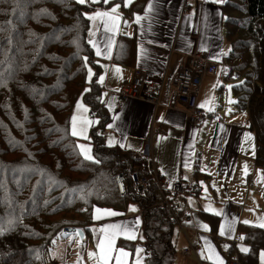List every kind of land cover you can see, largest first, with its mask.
<instances>
[{
	"label": "trees",
	"instance_id": "obj_1",
	"mask_svg": "<svg viewBox=\"0 0 264 264\" xmlns=\"http://www.w3.org/2000/svg\"><path fill=\"white\" fill-rule=\"evenodd\" d=\"M122 1L0 0V264H45L46 245L63 230L84 232L93 210L122 213L128 201L141 220L143 264L176 262V221L184 216L176 201L201 190L180 183L179 200L144 155L105 143L112 118L96 81L99 68L92 61L87 15ZM222 8L237 15L226 23L232 49L226 61L235 63L230 74H245L234 87L236 105L250 118L254 164L264 173V0H225ZM88 65L94 72L89 85ZM80 97L93 120L94 162L81 159L70 134ZM194 162L197 175L200 162ZM117 176L125 179L123 196ZM134 179L148 183L142 196ZM203 216L216 230L219 219ZM236 234L243 237L242 245L229 246L228 260L234 256L238 264H258L264 229L240 224Z\"/></svg>",
	"mask_w": 264,
	"mask_h": 264
},
{
	"label": "crops",
	"instance_id": "obj_2",
	"mask_svg": "<svg viewBox=\"0 0 264 264\" xmlns=\"http://www.w3.org/2000/svg\"><path fill=\"white\" fill-rule=\"evenodd\" d=\"M101 1L103 2V0ZM110 1L112 2L113 0ZM139 1L141 0H123L120 4L113 5H119L116 15L121 18L118 21L119 28L115 33H105L101 19H89L90 32L95 33V35H89V41H95L101 49H104L108 38H112L109 58L97 57L95 54L96 49L90 44L93 55L92 61L99 68L96 81L99 82L102 92L106 91L108 98H112L116 102V108L108 112L110 118H112L110 123L112 127H108V131L105 133L107 146L123 145L125 149L127 148L133 152L136 150L134 148L141 143L143 149L146 150L144 157L151 162V166H156L159 174L164 179L165 177L162 174L167 176L170 166L174 170L177 166L182 167L187 164L189 167L192 162L195 164V160H193L195 159L194 150H196L195 137L198 135V128L204 124V121L202 125H197V127L188 124L184 107L174 102V94L176 93L173 83L178 69L182 66L185 68L192 66L193 55L197 52H204L207 54L208 62L216 67V72L215 75H207L202 80L197 106L201 110L202 107H199V105L204 103L205 107L210 109L206 117H209L210 121L216 122L218 129L224 128L227 131L226 133H231L228 139H225L226 137L223 138V140L225 139L224 141L220 139L219 141L221 142H212L210 156L218 164L216 172L220 176L229 175L231 179H234V177L241 178L240 170L247 171L246 173L249 174V171L257 169L253 160L254 155L252 157L253 165L250 168L245 170L246 165L242 163L239 165L241 160L238 151L241 146L240 142H238L235 150V144L239 136L243 137L244 129L238 126L233 128L232 120H228L227 124L224 122L225 119L219 116L225 109L223 104H228L230 101L231 105L228 106V115L231 117L236 116L234 113L236 109L240 111L236 105L237 96L235 95L234 87L240 84L238 82L241 81L239 79L241 75L237 71L230 74V69L235 63L230 64L226 61L229 52L232 51L228 40L226 23L228 18L237 17V15L234 12L226 13L223 10L222 6L225 0H142L138 5L137 2ZM149 4L152 5V10L147 13L146 18L141 19L137 23L135 17L137 15L145 17ZM113 6H102L101 9H94L90 15H94L97 11H110ZM89 69L94 75L93 66L88 65V71ZM116 69H119V71L117 72ZM137 71L144 73L150 84L155 83L160 87L157 104L133 100H125L123 103H119L110 94L119 92L123 87L129 85ZM100 76H104L102 82L99 80ZM211 98L212 101H216L213 107H210ZM213 108L214 110H212ZM249 120L250 118H248L246 123L248 130ZM229 130L231 131L229 132ZM167 137L175 139L172 142L174 149L172 151H175L176 155L171 157L170 163L163 160L162 156L156 162L152 157L153 150H151L150 146L153 142H157V139L160 142L162 138L166 139ZM192 154L194 155L192 156ZM200 156L201 154L198 153L197 158L201 163ZM179 158L181 160L180 163ZM260 171L264 174L262 170ZM243 178H247L246 181L249 182L248 176ZM175 183L180 184L181 182ZM183 184L187 185L184 182ZM178 202L182 205L184 199L181 201L177 200V205ZM100 210L101 212L93 210L89 215V223L84 228V232L82 231L85 236L84 241L80 243L77 240L78 243L81 246H86L88 243L93 244V240H96V244H93V248L96 250L97 242L102 235L99 229L110 224H119L132 229L136 237L133 240H128L124 235L117 236L114 244L115 249L116 246L120 245L123 251L128 252L133 247L132 244H137L138 235L141 233V220L137 213L136 217H127L125 211L121 213L117 210L113 211L104 208H100ZM108 211L114 212L116 215H106ZM239 215L240 208L227 204L221 216L222 218L217 217L219 223L215 228L216 230L213 231L208 224L212 233L207 236H196L203 250V258L199 261L200 264H220L221 261L223 264H238L236 262L237 258L234 256L228 260L229 255H227V252L231 244L242 245L241 236L236 234L238 225L243 224L239 223ZM189 219L184 214L183 221ZM179 223V221H176L177 226ZM228 225H231V232L221 235L222 227ZM258 228L262 229L261 227ZM92 230H95V236H97L95 239H93ZM176 234L174 243L176 242ZM138 247L142 249L143 257L141 260L143 262L145 251H143L142 244ZM117 250L114 251L115 253L109 264H116ZM190 250H193L196 254L198 252L195 245ZM261 252L264 251L258 252V259ZM97 255L99 254L97 253ZM217 257L219 258L218 260ZM93 261L94 264H97L96 259H93ZM122 264L127 263L124 261ZM183 264L190 263L184 258Z\"/></svg>",
	"mask_w": 264,
	"mask_h": 264
},
{
	"label": "rangeland",
	"instance_id": "obj_3",
	"mask_svg": "<svg viewBox=\"0 0 264 264\" xmlns=\"http://www.w3.org/2000/svg\"><path fill=\"white\" fill-rule=\"evenodd\" d=\"M76 2V0H75ZM91 3V0L88 2ZM86 3V4H88ZM78 4V3H77ZM83 4V5H86ZM240 18V17H239ZM88 69V68H87ZM89 71L87 70L86 75V83L87 85L91 84V81L94 78V75L91 76L89 79L88 75ZM239 73V72H238ZM240 74V73H239ZM241 75V76H240ZM239 76L238 83L242 82V78L244 77V72H241ZM238 77V76H236ZM87 89V88H86ZM113 92V91H112ZM116 92H113L115 94ZM111 94V93H110ZM101 95L102 100L106 103L108 112H111L112 109L116 108V102L112 98H108L107 92H102ZM217 100V99H216ZM221 101V100H220ZM78 103L81 105V108L77 110ZM216 101H212L211 98V104L210 107L214 106ZM225 106L224 111L222 114H220V117H223L224 122L228 124V120H232V126L240 127L241 129H244L243 137L240 136L237 138L236 144H235V150L237 149L238 142H240V150L239 157L240 162L239 165L242 163L247 166V168H250L252 166V157L255 152L254 146V135L253 132H250L248 130L247 126V120H248V114L246 112H240L236 109L234 112L236 116H229V110L228 106L231 105V102L228 104H223ZM84 109H87V111H83ZM201 110L204 113V124L198 128L196 137H195V156L193 160H196L198 157V153L201 154L200 161L201 163L198 164V174H194L193 162L191 166H182L174 168V170L171 168V166L168 169L167 176L163 175L165 177L164 183L166 184V187L171 185L175 182H181L183 184L187 183L189 186H196L201 191L197 193V195H187L183 194L184 202H182V205H178L180 210H182V214L186 215L189 220H180V223L176 227V261L174 264H183L184 258L188 260L190 264H200V260L203 258V250L202 246L200 245L199 241L196 239V236L203 235L207 236L212 233L206 218H204L203 215H214L215 217L222 218L224 208L227 204L236 206L240 208V218L239 223H243L244 225L255 227L259 223L264 222V177L262 172L258 169H254V171H249V174H247V171L240 170V177L237 178L234 177V179H231L228 176H220L216 172V166H218L217 162L214 161L210 156V151L212 150V142L219 141L220 139L223 140V138L228 139L230 137L231 133H226L227 131L223 129H218L216 122L210 121L209 117H206V114L210 112L209 107H203ZM214 110V108L212 109ZM71 113V120L74 115H80L82 114L85 118L92 121V118L90 117V113L88 108L86 107V104L84 103L82 97H80L72 110ZM216 112V111H215ZM70 120V125H71ZM96 123V120H95ZM224 124V125H227ZM93 125V124H91ZM88 127L87 131V139L84 138H78L73 136L74 139H76L77 144V150L80 153L81 159L87 160L88 162H94L95 159L92 155V147L91 142L89 138L90 134V127ZM223 126V124H222ZM197 127V126H195ZM231 130H229L230 132ZM70 134H71V126H70ZM227 135V136H226ZM250 137V138H249ZM224 139V140H225ZM223 140V141H224ZM173 141L175 139H171L167 137L166 139H161L159 142V139H157V142H153L151 147L152 151V157L153 159L158 162L159 157L162 156L163 160H166V162H171V157L173 155H176L175 151L173 149ZM222 141V142H223ZM230 144V143H228ZM79 145H85L90 147V155L93 157L92 160L85 159L84 156L81 153V148ZM136 150L133 151V153L137 154H144L146 150L143 149L142 144H138ZM194 154H192L193 156ZM145 156V154H144ZM149 156V154H148ZM147 156V157H148ZM191 156V159H192ZM150 157V156H149ZM148 157V158H149ZM181 162L179 158V163ZM231 165V164H230ZM229 165V166H230ZM238 165V166H239ZM181 168V169H180ZM245 173V174H244ZM248 176L249 182L246 181L247 178L243 177ZM21 179H25L24 175H21ZM260 181V182H258ZM249 183V184H248ZM186 185V184H185ZM182 195L179 196V200H181ZM5 205V204H4ZM126 215L127 217H136V207L128 201L126 204ZM245 221H248L249 223H244ZM84 220L81 221L83 223ZM259 227V226H258ZM264 229V227H261ZM137 238V244H132V248L128 250L127 253L129 255L127 257L121 258L122 263L125 261L127 264H136L137 260L139 259V264H142V257L143 253L142 251L137 254V249H141L138 246L142 244L143 242V234L139 233ZM92 236L93 239H95V231L92 230ZM79 241V240H78ZM77 239H70V238H64L59 234L54 239L51 240L50 243L46 245V253H45V264H94L93 259L90 258L91 253H98V248L95 250L93 248V244H96V240H93V244L88 243L86 246H81L79 244ZM116 243V241H115ZM114 243V244H115ZM44 245V244H43ZM193 245L197 246L198 252L197 254L193 252V250H190ZM227 245V244H224ZM116 249L121 250L122 247L120 245L116 246ZM115 245H114V251ZM123 250V249H122ZM115 252H113L114 255ZM264 252H261V254ZM261 254L260 258L258 259V264H262L261 261ZM119 255V252L117 251L116 257ZM111 261V260H110ZM116 263V260H115Z\"/></svg>",
	"mask_w": 264,
	"mask_h": 264
},
{
	"label": "built area",
	"instance_id": "obj_4",
	"mask_svg": "<svg viewBox=\"0 0 264 264\" xmlns=\"http://www.w3.org/2000/svg\"><path fill=\"white\" fill-rule=\"evenodd\" d=\"M216 67L208 62L207 54L197 52L193 55L192 66L185 68L180 67L176 73L173 88L174 102L182 105L186 111V119L190 126L202 125L205 121L203 112L197 106V98L200 85L204 77L207 75H215ZM129 85L123 87L119 93H111L120 103L125 100L142 101V103L157 104L160 95V87L155 83H149L147 77L141 71L135 72ZM115 185L120 196L124 193V180L121 176L115 177ZM134 181L135 192L138 196H142L148 183L145 180ZM163 188V186H161ZM173 196H180L183 192L179 183L171 184L168 187ZM76 233V232H73ZM63 236L71 234V230H63ZM232 264V263H228ZM235 264V263H234Z\"/></svg>",
	"mask_w": 264,
	"mask_h": 264
},
{
	"label": "snow or ice",
	"instance_id": "obj_5",
	"mask_svg": "<svg viewBox=\"0 0 264 264\" xmlns=\"http://www.w3.org/2000/svg\"><path fill=\"white\" fill-rule=\"evenodd\" d=\"M89 0H76V3L78 4H86L88 3ZM100 0H91V3H98ZM109 0H103L104 4H107ZM118 8L119 5L113 6L110 11H97L95 12L94 15H87V18L90 20H96V19H101L103 23V30L105 33H115L118 28H119V23L118 21L121 19L118 15ZM152 10V5L149 4L145 13V17H141L137 15L135 17L136 22L139 23L141 19H144L147 17V13ZM90 35H95L94 32H90ZM111 42L112 38L109 37L107 42L105 43L104 49H101V47L95 42L90 40L89 43L92 45L94 49H96V56L97 57H105L109 58L111 55ZM87 61V58L85 57V62ZM118 72L119 69H116ZM89 79L91 78L92 71L89 69ZM104 79V76H100L99 80L102 82ZM230 91V87H229ZM231 102V101H230ZM206 105L204 103L200 104L199 107H205ZM81 108V105L78 103L77 105V110L79 113V110ZM83 111H87V109H84ZM93 122L85 118L82 114L80 115H74L72 120H71V135L78 137V138H84L87 139V131L88 127L92 124ZM109 127H112L109 125ZM250 138V137H249ZM123 147V145H121ZM81 148V153L84 156L85 159L92 160L93 157L89 154L90 153V147L85 146V145H79ZM187 167V164L185 165ZM247 166H245L246 170ZM260 182V181H258ZM97 212H101L100 209H96ZM106 215H116V213L108 211L106 212ZM244 223H249L248 221H245ZM257 226L259 227H264V222L259 223ZM95 231V230H94ZM99 232L102 233L100 236L98 242H97V248L99 250V255L96 253H91L90 258H95L97 261V264H109V261L113 258V252H114V243L119 235H124L126 239L128 240H133L135 239V235L133 234V230L129 229L127 226H122L119 224H110L107 227L99 229ZM226 232H231V225H228L226 227H222L220 234L225 235ZM70 239H74L75 237L81 235L80 232L76 233H71V234H66ZM243 239V237H241ZM119 252V255L115 257L116 259V264H122V259L124 257H127L129 253L121 250H117ZM142 249H137V254L141 252ZM242 251H247V249H242ZM219 258L217 257V260ZM261 261L262 264H264V253L261 254ZM136 264H139V259L137 260ZM220 264H223L221 261Z\"/></svg>",
	"mask_w": 264,
	"mask_h": 264
},
{
	"label": "water",
	"instance_id": "obj_6",
	"mask_svg": "<svg viewBox=\"0 0 264 264\" xmlns=\"http://www.w3.org/2000/svg\"><path fill=\"white\" fill-rule=\"evenodd\" d=\"M73 232H80V233H81V235H79V236H77V237H78V240H79L81 243H83L84 238H85V236L83 235V232L80 231V230H76V229L71 230V233H73Z\"/></svg>",
	"mask_w": 264,
	"mask_h": 264
}]
</instances>
